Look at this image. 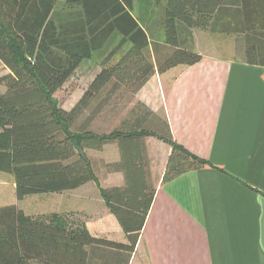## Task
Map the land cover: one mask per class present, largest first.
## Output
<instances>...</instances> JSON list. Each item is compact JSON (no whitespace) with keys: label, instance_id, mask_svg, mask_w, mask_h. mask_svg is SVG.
<instances>
[{"label":"trees","instance_id":"trees-1","mask_svg":"<svg viewBox=\"0 0 264 264\" xmlns=\"http://www.w3.org/2000/svg\"><path fill=\"white\" fill-rule=\"evenodd\" d=\"M133 2L65 0L66 6L80 8L83 19L59 26L54 13L61 0H0V61L9 70L0 76V172L13 175L19 200L96 182L128 239L95 236L85 224L63 226L53 220L56 215L30 216L8 204L0 207V264H31L32 259L101 264L96 258L109 257L107 250L130 255L157 190L148 136L171 146L163 183L213 166L179 143L167 118L140 100L115 127L91 128L104 96L121 89L134 95L154 73L200 62L203 55L194 47L193 29L236 36L237 44L243 42L245 61L264 66V0H159L163 17L154 26L132 14ZM115 33L121 35L119 43L73 107L65 109L54 94ZM114 142L121 157L108 168L123 172L125 183L103 187L87 150Z\"/></svg>","mask_w":264,"mask_h":264},{"label":"crops","instance_id":"crops-1","mask_svg":"<svg viewBox=\"0 0 264 264\" xmlns=\"http://www.w3.org/2000/svg\"><path fill=\"white\" fill-rule=\"evenodd\" d=\"M154 1L134 0L132 14L138 17L137 11L146 10L145 23L158 24ZM65 10L67 25L83 19L78 6ZM193 34L203 59L154 73L136 95L167 118L179 143L213 166L163 183L171 146L158 137H146L157 186L146 222L130 255L107 250L110 256L97 257L98 263L264 264V66L245 61L243 42L237 44L234 35L198 28ZM221 46L229 53L218 55L215 50L222 51L217 49ZM119 121L115 117L112 127ZM87 152L93 164L97 153L100 186L124 185V173L108 168L121 157L118 143ZM13 185L16 189L14 180ZM15 195L0 207L17 204L26 215H56L53 220L60 225L85 224L95 236L128 241L94 181L64 192L33 194L29 205L22 202L25 197L19 200ZM31 264L42 263L32 259Z\"/></svg>","mask_w":264,"mask_h":264},{"label":"rangeland","instance_id":"rangeland-1","mask_svg":"<svg viewBox=\"0 0 264 264\" xmlns=\"http://www.w3.org/2000/svg\"><path fill=\"white\" fill-rule=\"evenodd\" d=\"M154 2L156 3L154 13L155 15L157 14L156 15L157 21L159 22L161 19L159 18V16L162 10L161 7L159 6L158 0H155ZM65 9H66V5L61 1V4L55 10L54 19L59 26L61 25L67 26L66 18H65V14H66ZM137 14H138L137 16L145 24L146 10L141 12L139 11V13L137 11ZM120 39H121L120 34L117 33L113 34L110 40L107 42L105 48L97 49L93 53V56L90 59H84L81 62L79 67L74 72L73 76L54 94V98L60 105H63L66 108L73 107V104L77 102V100L83 94L84 90L89 86L92 79L100 71L104 63L105 55H107L111 49L117 46ZM223 43H225V40L223 41ZM222 47L225 48V46H221L220 48L217 47V49H222ZM212 50L215 49L213 48ZM224 51L225 49H222V51L215 50V52L218 55L229 53L227 51L225 52ZM5 72H6V68L2 65V63H0V76L5 74ZM3 89L4 87L0 85V92ZM138 100L139 99L136 94L133 95L130 92L124 91L123 89L112 92L110 96L108 95L104 96L102 99L104 105H101L100 109L96 112L98 116H96L94 121H92L91 128L98 131H103L105 129L108 130V128H111L113 126L112 124L115 117L120 119L126 116L128 111L136 106ZM95 105L96 107H99V103H96ZM92 110L90 112L87 111L88 114L91 113ZM99 113L101 114L99 115ZM103 113H105V115H102ZM83 119L84 117L80 118L79 122H82ZM93 156H94V165L97 170L99 165L97 153H93ZM12 179L14 180L12 174L6 172H0V205L10 202L11 201L10 199H12L13 196L15 195L16 189H14ZM15 198H17L16 195ZM33 200L34 199L32 195L30 196L28 195L25 197L24 200H22V202L29 205L30 203H33Z\"/></svg>","mask_w":264,"mask_h":264}]
</instances>
